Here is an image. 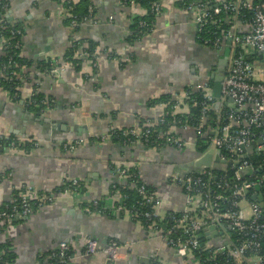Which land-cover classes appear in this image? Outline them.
<instances>
[{
	"label": "crops",
	"instance_id": "1",
	"mask_svg": "<svg viewBox=\"0 0 264 264\" xmlns=\"http://www.w3.org/2000/svg\"><path fill=\"white\" fill-rule=\"evenodd\" d=\"M90 1L93 17L81 22L77 30L68 23L65 6L56 0H7V9L0 16V23L16 22L24 29V58L60 62L55 73L41 72L36 65L27 67L24 71L31 77L27 75L22 82L19 98L0 84V136L18 143L0 147V207L16 189L36 197L71 179L82 186L80 191L62 194L24 219L0 222V254L6 248L8 264H40L43 255L64 240L72 247L69 264H150L153 252L159 264H202L193 253L176 255L161 237L127 213L108 217L84 213L82 206L103 198L106 207L113 208L115 198L110 190L126 180L119 170L133 168L155 189L161 201L160 213L184 208V193L170 179L196 169L199 149L194 140L180 150L152 148L139 141L124 145L111 139L109 133L113 129H140L153 122L166 110L154 100L170 99L186 87L208 83L212 72L218 71L224 49H230L229 62L235 47L225 43L217 52L198 43L194 13L181 6L184 0H159L162 11L154 29L135 42L127 39L130 15L144 11L125 6L120 0ZM227 19L236 33L249 28L248 21ZM74 40L83 46L87 41L96 43V66L91 59L78 57L81 46L73 51L74 61L64 60ZM107 52L118 60L108 58ZM245 54L248 60L257 56L251 62L254 78L261 80L263 57L258 52ZM121 58L127 60L121 62ZM30 78L36 80L45 97L53 100L40 112L26 107ZM82 126H87V132ZM171 130L193 138L192 129ZM74 139L83 141L72 150L63 147V142ZM176 155L185 159L176 163ZM173 162L180 167L178 174L171 173ZM87 236L102 245L113 239L125 251H119L116 260L103 252L86 255L83 240ZM220 238L219 234H208L203 242L218 244ZM243 263L252 264L248 259Z\"/></svg>",
	"mask_w": 264,
	"mask_h": 264
},
{
	"label": "built area",
	"instance_id": "2",
	"mask_svg": "<svg viewBox=\"0 0 264 264\" xmlns=\"http://www.w3.org/2000/svg\"><path fill=\"white\" fill-rule=\"evenodd\" d=\"M62 3L66 9V16L70 18V26L77 25L76 19L72 14L75 5L81 0H56ZM121 3L129 7H137L146 12L144 8L134 0H120ZM7 0H0V9L6 10ZM185 9L194 13L193 23L196 27V34L203 32L207 25L216 24L218 20L214 14L221 10L227 12L231 18H236L240 10L248 9L251 12L249 28L246 32L236 33L229 29L221 38H205L202 45L220 52L224 46L223 39L230 40L234 47L243 48L242 51L233 52L225 75L221 81V96L217 99L218 105L215 106L216 100L213 97L212 87L208 83L194 84L183 93L166 101L161 102L166 110L158 116L153 122L147 123L140 129L127 128L122 131L128 140L130 137L135 138L146 146L152 148L170 147L182 149L186 145L197 143V140L203 139L207 146L200 153L203 155L212 149V160L209 167L200 166L193 171L182 176H173L170 180L180 187L185 196V206L182 210H168L179 212L180 215L175 217L171 213L173 224L163 229L156 225L153 218H164L165 213H160L161 201L155 195V191L146 189V183L136 186L134 180L127 182L128 175L126 168H120V175L126 180L117 185L136 188L142 196L139 206L144 205L149 209L144 211L123 209L122 206L111 208L112 212L117 214L118 211L124 210L130 218L144 216L148 220H153L149 226L150 230L161 237L167 245L172 247L180 255L192 254L198 252V260L201 259L203 264H245L244 260H251L252 264H264V66L261 80L254 78V65L246 57L245 52L251 51L263 53L264 59V0H225L222 6H215L213 11L207 10L204 2H190ZM150 11L156 15L161 13L160 2L150 4ZM89 15L83 21L91 19L93 16V7H88ZM144 14V13H143ZM133 13L130 15V23L135 16L143 15ZM3 25V23H1ZM140 27L145 25L144 20H139ZM154 29V28H153ZM19 32V31H17ZM20 41H16L13 47H20ZM7 45H3L2 49ZM112 52H107L108 58H115ZM75 54L73 53L72 56ZM80 58H89L92 64L96 66L97 54L81 50ZM76 57V58H78ZM119 57H116L118 60ZM128 58V57H127ZM121 60L125 62L127 59ZM58 61H55V64ZM65 62V61H64ZM264 63V60H263ZM264 65V64H263ZM26 66L17 62L9 61L0 67V77L8 80L16 79L26 81ZM60 66H56L52 73H55ZM95 68V67H94ZM30 76V73L28 75ZM32 79L28 99L39 92L36 80ZM21 89V87H19ZM199 92L201 101L198 102L193 93ZM53 102L51 98L43 97L40 103L50 106ZM224 104L229 108L222 111ZM200 105V114L194 125L183 124L177 115L189 114L191 107ZM212 107L216 108L215 119L212 124H207L209 111ZM171 117V121L166 117ZM159 127L161 129L159 130ZM182 127L189 128L193 131L192 137H182L175 134L171 128ZM104 138V137H103ZM83 139H74L63 142L66 149H74ZM32 144V142H29ZM17 141L12 140L11 146H16ZM124 145L127 143L124 142ZM201 147V146H199ZM219 150L218 160L215 161V152ZM253 154V157H252ZM200 155V156H201ZM199 156V157H200ZM256 156H263L262 159L254 160ZM245 168H251V173L242 176L240 171ZM70 186L64 184L62 192H54L50 195L41 194L31 197L29 193L22 192L17 210L16 206L12 207L10 212L3 211L0 213V222L27 216L30 213V203L36 199L40 208L44 205L51 204L55 198L67 193L76 192L78 180L71 179ZM256 186L259 188L256 189ZM111 195L114 196L115 202L120 201L123 197L119 189L112 187ZM259 195L261 200H253L252 196ZM93 204L96 203V200ZM117 203V202H116ZM245 205L247 208H245ZM84 213H90L89 207L82 208ZM214 225L215 231L220 235L218 244H205L203 238L205 235H211L208 227ZM180 232L179 235H171L172 232ZM55 251L50 256H57L59 263L63 264L69 257L68 251L72 249L67 241H59L54 247ZM125 251V247L119 245L115 240L110 239L105 245L100 244L96 239L87 236L83 240V252L86 255L103 252L111 260L119 258V251ZM207 252L209 255L203 257L201 252ZM156 253L151 254L150 264H159ZM219 257V260L217 258ZM71 258V257H70ZM42 264H52L49 262V256Z\"/></svg>",
	"mask_w": 264,
	"mask_h": 264
},
{
	"label": "trees",
	"instance_id": "3",
	"mask_svg": "<svg viewBox=\"0 0 264 264\" xmlns=\"http://www.w3.org/2000/svg\"><path fill=\"white\" fill-rule=\"evenodd\" d=\"M136 1L139 6H141L142 8L145 9L146 12H144L143 15L141 16H135L134 18H132L131 23L129 25V34L127 36V39L130 42H135L140 40L144 35L149 34L152 32L154 25H155V21H156V15L154 13H152L150 11V4L153 2H159V0H134ZM196 1H201L205 3V6H207V10L212 12L213 8L215 6H222L223 1L221 2H215L214 0H184L181 3V6L184 8L188 3L190 2H196ZM257 1V0H255ZM260 1V0H258ZM92 6V2L90 0H81L79 1L75 7L72 10V14L74 16V18L76 19L77 25H75L73 27V30H77L79 28V25L81 24L82 20L87 17L89 15L88 13V7ZM5 12V10H1L0 9V16L3 15V13ZM214 16L220 20L218 21V23L216 24H210L206 26V30H204L201 33H197L196 34V39L198 41V43L202 44L203 40L205 38H209V39H214L215 37L220 36L221 38H223L222 36L231 28V22L226 18L227 16H231L230 14H228L227 12H223V10H221L218 14H214ZM70 18H68V23H70ZM237 19L240 21H250L251 20V12L248 9L245 10H240L238 15H237ZM139 20H144L145 21V25L143 27H140L138 24ZM19 31V32H17ZM24 34V29L21 27L20 24L13 22V23H4L3 25L0 23V43L1 45H7L6 48H4L3 50V55H1L0 57V67L3 64H7L10 60L17 62L23 66L26 67H30L32 65H36V67H39L41 72H45V73H51L52 70L56 67V66H60V62H56L55 64V60H51V59H42V60H28L26 58H24L21 55V50H22V36ZM16 41H20L21 46L16 48L13 47V44ZM226 39H223L224 44L226 43ZM79 46H81V49L89 51V52H93V50L96 48V43L93 41H87L85 46H83L82 43L78 42L77 40H74L72 42V46L68 48L67 50V54L64 57V60L67 61H74L72 55H73V51L75 48H80ZM235 52L238 51H242L243 52V48H240L239 46L235 47ZM252 59H257V56L251 57ZM251 58H249V60L251 61ZM0 84L2 85V87L7 90L11 96H13L15 99L19 98L20 96V88L22 86V81H18L16 79L13 80H8L5 78H1L0 77ZM208 84L210 85V87H212V80L208 81ZM33 85H37V83L33 84ZM190 87H186V89H189ZM193 96L195 97V99L200 102L201 101V95L199 92H195L193 93ZM44 94L39 90V92H37L35 95H33L31 98H27L25 103H26V107L29 110H32L34 112H40L45 105L40 103V101L43 99ZM50 98V97H47ZM168 99V97H161V99L158 100H154V102H163L166 101ZM52 105V103H51ZM50 105V106H51ZM229 108L224 104V107L222 109V111H227ZM215 111L216 108L212 107L211 110L209 111V117L207 118V124H212L213 120L215 119ZM200 114V105L191 107L189 110V114H179L177 115V117L179 118L180 122H178V125H183L185 123L187 124H191L194 125L197 121V118L199 117ZM169 120L171 121V117H166V121ZM159 130L161 129V127H159ZM125 129H113L110 131L109 135L110 138L113 140L118 141L119 143H124L126 142L127 144H131V143H135L136 141L135 138L130 137V139L132 141H126L128 140L126 138V136H124L122 134V131ZM12 141V139H6L2 136H0V147H4V146H9L10 142ZM197 148L199 146L200 147V151L204 150L205 147L207 146L206 144H204L203 139H198L197 143H196ZM27 147V146H26ZM148 147H151V145H149ZM198 150V152H199ZM253 157V154H252ZM263 156H256L254 158V160H259L262 159ZM127 169V174L128 175H135L134 176H129L127 178V182H130L132 180H134L136 182V186L140 185L141 183H144L140 177H139V173L136 169L133 168H126ZM66 186L69 187L70 186V182L66 181ZM64 183V184H65ZM146 189L150 190V191H155V189L152 186L149 185H145ZM81 183L78 181V185L76 187V191H80L81 190ZM115 187L117 189H119V191L121 192V194L123 195L122 199L120 201H116L114 203V205L117 206H122L123 209H128V210H137V211H144V209H149L147 206L144 207V205L139 206V202L142 199V196L138 193V191L136 190V188H132V187H128L127 185H125V187H122L121 185H117L115 184ZM64 189V185L60 186L56 189H54L52 192H46V193H40L41 194H52L54 192H62ZM113 188H111L110 190V194L112 193ZM22 193V190L20 189H16L13 191L11 198L9 201H7L6 203H4L1 207H0V213L3 211L6 212H10L12 210L13 206L17 207V210L20 211L19 207H18V202L20 201V194ZM94 201H90L88 203H85L82 208L84 207H89L90 213H99L102 215H106L108 217H115V216H123L124 215V210H120L118 211L117 214L113 213L111 209L106 207V203H105V199H98L96 200V203L93 204ZM30 203V214H32L33 212L37 211L38 209H40L39 203L36 199H32L29 201ZM171 213H173V215L175 217H178L180 215L179 212H171L168 211L165 214L164 218H153L155 220V223L158 227L163 228V229H167L169 228L174 221V218L172 219L170 217ZM27 216H21L19 218H11L10 220H15V219H24ZM133 221H139L143 226H145L147 229L149 228L151 222L153 220H148L146 218H144V216H140V217H133L132 218ZM6 221V220H5ZM154 222V221H153ZM179 231L178 232H172L171 235L175 236V235H179ZM8 249V248H7ZM4 252L2 253V255L0 254V264H8L7 262V257H6V248H3ZM55 251V248H52L51 250H49L47 253H45L43 255V259H41L40 264L43 263V261L45 259L48 258L49 256V262H51L52 264H61L59 263V258L57 256H50V254L52 252ZM72 249L68 251V255L69 257L67 258V260H65V262L63 264H69V260L70 257L72 256ZM193 254L198 258V252L194 251ZM203 257H207L209 254L205 251L201 252ZM200 261H202L201 259H199ZM217 260H219V257L217 258ZM203 264V263H202Z\"/></svg>",
	"mask_w": 264,
	"mask_h": 264
},
{
	"label": "water",
	"instance_id": "4",
	"mask_svg": "<svg viewBox=\"0 0 264 264\" xmlns=\"http://www.w3.org/2000/svg\"><path fill=\"white\" fill-rule=\"evenodd\" d=\"M231 42L228 39L226 42V45H229ZM230 49L229 47H226L221 55V57L218 60V71L217 72H212L211 74V79H212V93H213V97L216 100L215 106L218 105L217 99L220 98L221 96V81L225 75L226 69L225 66L227 65L228 62V55H229ZM261 57H263V53H259ZM78 131H80V127H77ZM81 129H84L83 132H87V126H82ZM80 134V133H79ZM198 149H200V147H198ZM212 152L213 150L210 149L208 150L206 153H204L203 155H201L200 157H198L195 161H194V166L200 167V166H206L209 167L211 164V160H212ZM218 156H219V150H216L215 152V157L214 160L217 161L218 160ZM251 173V168H245L242 169L240 171V174L242 176H246L248 174ZM259 187L256 186V189H258ZM251 199L253 200H261V197L259 195L256 196H252ZM208 231H211V235H216L217 232L215 231V226L211 225L208 227ZM175 254L177 255V251H175Z\"/></svg>",
	"mask_w": 264,
	"mask_h": 264
},
{
	"label": "rangeland",
	"instance_id": "5",
	"mask_svg": "<svg viewBox=\"0 0 264 264\" xmlns=\"http://www.w3.org/2000/svg\"><path fill=\"white\" fill-rule=\"evenodd\" d=\"M196 153H197L198 156L201 155V153L198 152V151H197ZM196 153H195V151H193V154H194L193 156H195ZM174 157H175V158L177 157V158L175 159V162H176V163H180V162L183 161V159H185V157L183 156V157H184V158H183L182 155H179V156L176 155V156H174ZM175 162L172 163L173 167H172V172H171V173L178 174V173L180 172V170H179L180 167H179L178 165H176ZM245 208H247L246 205H245Z\"/></svg>",
	"mask_w": 264,
	"mask_h": 264
}]
</instances>
